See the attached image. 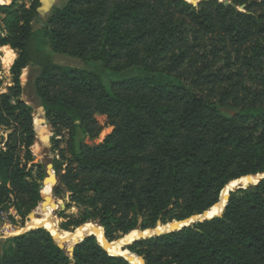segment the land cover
I'll use <instances>...</instances> for the list:
<instances>
[{"label": "trees", "instance_id": "16d2710c", "mask_svg": "<svg viewBox=\"0 0 264 264\" xmlns=\"http://www.w3.org/2000/svg\"><path fill=\"white\" fill-rule=\"evenodd\" d=\"M68 0L43 24L57 54L135 76L106 87L96 73L50 65L34 80L54 138L67 132L54 195L77 215L60 228L98 222L118 242L158 222L209 212L229 184L264 174V0ZM39 0L0 5V48L17 53L0 93V206L22 221L42 202L47 172L35 163L33 109L22 100ZM240 8H243L240 10ZM165 75L167 80L157 76ZM221 109H231L226 115ZM114 128L102 144L91 140ZM59 144V142H57ZM0 264H131L95 236L71 257L39 228L7 240ZM145 264H264V180L230 193L223 214L124 250Z\"/></svg>", "mask_w": 264, "mask_h": 264}, {"label": "rangeland", "instance_id": "374dc122", "mask_svg": "<svg viewBox=\"0 0 264 264\" xmlns=\"http://www.w3.org/2000/svg\"><path fill=\"white\" fill-rule=\"evenodd\" d=\"M194 1L195 0H187L188 3L189 2L193 3ZM220 1L229 2L227 0H220ZM12 3L13 0H0V5H11ZM67 3L68 0H56L54 6L50 10L46 9L40 3L38 18L34 24V29L36 34L32 38L29 48L31 65L23 71L21 76V83L24 89L22 100H24L33 109L34 119H35L37 137H36L35 145L32 148L35 157V163L42 164L45 167L46 172L48 166L50 165L53 166V170L57 178L58 176L54 169V166L58 161H60V150H67V140L69 139V135L67 134V132H64L63 134L64 137H57L56 139H53L54 134L51 128L48 126L46 111L42 106L41 102L39 101L34 89V80L39 75L40 71L43 68L53 64L60 65L66 68L85 70L99 75L106 87H110L113 82H120L135 76H151L150 74H147L144 71V69L141 67H136L123 73H114L110 70H106L104 68V64L101 62H90V61L86 62L76 57L55 53L51 47L49 39H47L45 36L43 24L46 23L51 17H53L58 10H62L67 5ZM242 9L243 8H240V10ZM11 53H14L15 58L10 67L6 65L5 59ZM16 59H17V53L14 50H12L10 47L0 48V93H7V89L13 85L11 68ZM157 77L160 80H167L165 75H158ZM221 112L226 115H230L233 113V110L221 109ZM98 121L101 124V126L104 127V130L101 133V135L97 139L91 140L90 138L85 137L82 132H79L77 143L83 141L84 143L93 146V145L102 144L104 142L107 136L113 132L114 128L107 126L106 117H99ZM0 136L6 138L7 134L3 132L1 133ZM46 138H49L48 142L42 140ZM57 142H59V144H57ZM43 183L44 181L42 182V188H43ZM69 196L70 193H67V196H65L63 199H60L54 195V199L58 203V209L54 210V216L57 221L58 228L60 230H62L60 228V225L63 221L59 215L61 212L65 211L66 215L68 216L77 215L79 212V209L73 205L69 210H67V206L69 204ZM41 207H42V202L40 203L39 207L32 214H30V216L26 219V221L23 222L14 207L6 209L5 207L0 206V210L4 211L5 213L11 214V216L7 221H5L0 216V256L3 254L4 250L8 247V242H7L8 239L21 235L25 233L24 231H28L29 225L31 224L32 220L39 219L41 217L42 215ZM89 223L94 224L97 228L100 229L103 228L98 222H88L87 224ZM76 231L77 230L75 231L71 230L65 232L75 233ZM96 238L97 240H99L97 236ZM126 247H128V245L123 247V252H125L124 250Z\"/></svg>", "mask_w": 264, "mask_h": 264}, {"label": "bare ground", "instance_id": "6f19581e", "mask_svg": "<svg viewBox=\"0 0 264 264\" xmlns=\"http://www.w3.org/2000/svg\"><path fill=\"white\" fill-rule=\"evenodd\" d=\"M15 58L14 53H11L5 59V63L7 66L11 67ZM55 173L51 171V178L54 180ZM261 175L256 176H248L247 178H242L240 180H236L229 184L227 188L222 193V202L219 203L217 206L212 208L209 212L205 214L206 218H211L213 216H218L222 213L224 204L227 202V196L231 190H236L238 187H246L248 185H255L257 184L260 179ZM52 186L46 187L42 193L45 197H50L52 195ZM42 215L39 219H33L31 224L29 225V230H36L39 228H45L52 233L54 239L66 246L67 250H70L77 242L83 240L88 235H96L99 239L101 245L106 248L112 255L124 256L127 257L132 264H145L144 260L139 256L131 255L129 253L123 252V247L135 242L139 237L142 236H149L151 231H147L145 234L134 232L128 235L125 239H122L116 243H109L105 239V232L104 229L97 228L94 224H86L83 227L79 228L75 233L65 232L58 228L57 221L54 216V209L46 206L41 208ZM196 218L191 219V221H195ZM189 222L185 223H176V224H168L164 227H159L157 230L161 233L168 232L174 228L180 229L185 225H188ZM26 232V231H24ZM13 234V233H12Z\"/></svg>", "mask_w": 264, "mask_h": 264}, {"label": "water", "instance_id": "95a60500", "mask_svg": "<svg viewBox=\"0 0 264 264\" xmlns=\"http://www.w3.org/2000/svg\"><path fill=\"white\" fill-rule=\"evenodd\" d=\"M40 1V3H41V5H43L46 9H48V10H50L53 6H54V4H55V1L56 0H39ZM185 1H187V0H185ZM204 0H195L193 3H190V4H195V6H197L200 2H203ZM224 4L225 5H232L233 6V4H231L230 2H224ZM42 140H44L45 142H48L49 141V138H46V139H42ZM48 169H47V173H48V176L45 178V180H44V183H43V188H42V191L46 188V187H48V186H52L53 185V187H52V195L50 196V197H45V196H43V193L41 192V195H42V199H43V201H42V207H46V206H49V207H51V208H53L54 210H57L58 209V203L56 202V200L54 199V195H53V189L58 185V178L56 177V175L54 176V180L51 178V171H53L54 172V170H53V166H48L47 167ZM259 175H261L262 177H261V179H260V181L258 182V183H260L262 180H264V174H259ZM257 183V184H258ZM257 184H255V185H248V186H246V187H244V186H242V187H238L236 190H239V189H243V190H246V189H248L249 187H251V186H256ZM236 190H231L230 192H229V194H228V196H227V202L224 204V208H223V211H222V213L220 214V215H218V216H213V217H211V218H206L205 217V214L206 213H204V214H202V215H196V216H194V217H192L191 219H193V218H196V220L195 221H191V219H189V220H186V221H182V222H180V223H185V222H189V224L188 225H185V226H183L182 228H180V229H177V228H174V229H172V230H169L168 232H159L157 229L159 228V227H164L165 225H163L162 223H158V225H157V227L156 228H154V229H149L150 231H151V234L149 235V236H142V237H139L136 241H138V240H142V239H147V238H152V237H156V236H162V235H165V234H169V233H172V232H175V231H179V230H181V229H183L184 227H189V226H191V225H193V224H196V223H202V222H204V221H207V220H211V219H213V218H215V217H219V216H221L222 214H223V212H224V210H225V208H226V206H227V203H228V201H229V199H230V193H232V192H235ZM223 193V192H222ZM222 202V195H221V198H220V203ZM41 207V208H42ZM31 220V219H30ZM176 223H179L178 221H175V222H173V223H171V224H176ZM45 229V228H44ZM149 230H146V231H143V230H141V229H137V230H135V231H133V232H138L139 234L140 233H143V234H145L147 231H149ZM30 231H32V230H29V231H26L25 233H27V232H30ZM50 232V231H49ZM132 232V233H133ZM51 233V232H50ZM24 234V233H23ZM131 234V233H130ZM53 236V235H52ZM90 236H95V235H88V236H86L83 240H81V241H79V242H77L70 250H67V252H68V254L72 257L73 256V254H74V250H75V246L77 245V244H79L80 242H82V241H84L87 237H90ZM54 237V236H53ZM96 237V236H95ZM135 241V242H136ZM57 242V241H56ZM98 242H99V240H98ZM58 243V242H57ZM100 243V242H99ZM134 243V242H133ZM132 243V244H133ZM132 244H129L128 246H130V245H132ZM58 245H59V247L60 248H62V249H66V246L65 245H63V244H60V243H58ZM100 245H101V243H100ZM102 246V245H101ZM103 247V246H102ZM104 248V247H103ZM105 249V251H107L109 254H110V252L106 249V248H104ZM112 255V254H111ZM116 256H118V255H116ZM124 257V256H123ZM125 259H127L130 263H131V261L127 258V257H124ZM143 259V258H142ZM144 263H145V261H144ZM132 264V263H131Z\"/></svg>", "mask_w": 264, "mask_h": 264}, {"label": "built area", "instance_id": "2783aa9c", "mask_svg": "<svg viewBox=\"0 0 264 264\" xmlns=\"http://www.w3.org/2000/svg\"><path fill=\"white\" fill-rule=\"evenodd\" d=\"M0 216L7 221L9 219V217L11 216V214L5 213L4 211L0 210Z\"/></svg>", "mask_w": 264, "mask_h": 264}]
</instances>
